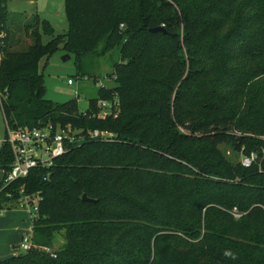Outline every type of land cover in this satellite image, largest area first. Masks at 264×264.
Returning <instances> with one entry per match:
<instances>
[{
    "label": "trees",
    "instance_id": "trees-1",
    "mask_svg": "<svg viewBox=\"0 0 264 264\" xmlns=\"http://www.w3.org/2000/svg\"><path fill=\"white\" fill-rule=\"evenodd\" d=\"M173 1L181 38L163 0H65L67 33L46 46L37 16L10 36L0 0L5 123L111 134L0 191V209L17 206L20 187L40 197L32 248L0 264H264V0ZM21 37L26 49H13ZM58 44L88 78L85 58L119 51L113 86L85 111L43 98L40 61ZM115 97L116 115L99 118L97 102ZM221 147L255 160L244 167ZM12 160L1 145L3 178Z\"/></svg>",
    "mask_w": 264,
    "mask_h": 264
},
{
    "label": "rangeland",
    "instance_id": "rangeland-1",
    "mask_svg": "<svg viewBox=\"0 0 264 264\" xmlns=\"http://www.w3.org/2000/svg\"><path fill=\"white\" fill-rule=\"evenodd\" d=\"M163 1L171 4L172 16L179 19L175 20V31L181 38L184 35V23L180 11L173 0ZM5 11V22L10 36H16L24 26L33 23L34 16L46 22L50 28L49 32L40 30L43 45L49 46L55 37L65 36L68 30L65 0H7ZM28 40L27 37H21L20 42L13 49L25 50ZM66 56H68L67 59ZM182 58L185 60L184 53ZM117 62H119L118 49L112 50L103 57L85 58L81 64V70L91 77H81L74 55L62 50L61 45L58 44L47 58L44 57L40 61V67L43 68V98L57 105L75 101L79 111H85L88 101L96 97L98 89L104 90L113 86L110 80L103 81L102 78L110 77L113 65ZM68 80H71L73 84L68 85ZM6 137L5 120L0 107V147ZM222 149L232 162L241 163L245 159L240 153L232 152L230 147ZM258 168L260 169V166ZM0 173L1 183L4 172L0 169ZM21 202L15 208L0 209V260L24 254L20 244L24 236L31 234L32 220L37 217L35 209L38 206V199L33 195L26 203L25 197L21 198ZM61 245L62 241L58 239L52 250H59Z\"/></svg>",
    "mask_w": 264,
    "mask_h": 264
},
{
    "label": "built area",
    "instance_id": "built-area-1",
    "mask_svg": "<svg viewBox=\"0 0 264 264\" xmlns=\"http://www.w3.org/2000/svg\"><path fill=\"white\" fill-rule=\"evenodd\" d=\"M120 27L122 28L123 25L121 24ZM5 36L6 33L3 30L2 24H0V48L3 47ZM99 80L101 81V79ZM102 80H110L112 82L114 81V77H103ZM67 83L68 85L73 84L71 80H68ZM97 107L100 109V113L98 114L99 118H104L110 115L115 116L118 109L116 97L112 101H98ZM5 127L7 137L2 145L7 144L10 147L13 160L10 165V170L5 174V177L1 182L0 191L7 188L10 189L11 184L16 180L26 179L32 169L38 167H50L55 158L64 155L67 151L78 146L86 139L107 140L111 137V134L100 132L98 130L89 131L86 134H83L82 131H76L70 125L54 128L51 124H45L38 128H18L15 130L5 123ZM254 160L255 155L252 154L249 158H245L241 162L242 166L249 167ZM17 192V198H13V201L11 202L14 205L22 203L21 198L23 197H25L26 203L29 197L33 196L24 194L23 187H20ZM10 193L11 192H8L7 197H12V194ZM35 196L39 202V195L35 194ZM35 211L36 213L38 212V206ZM232 215L234 218L240 217L235 210L232 212ZM20 248L22 251H28L32 248V233L22 238Z\"/></svg>",
    "mask_w": 264,
    "mask_h": 264
},
{
    "label": "water",
    "instance_id": "water-1",
    "mask_svg": "<svg viewBox=\"0 0 264 264\" xmlns=\"http://www.w3.org/2000/svg\"><path fill=\"white\" fill-rule=\"evenodd\" d=\"M150 32L152 33L164 32V29L162 27H155V28L150 29ZM65 58L67 59L68 56H66ZM82 200L87 201L88 199L85 197V195H83Z\"/></svg>",
    "mask_w": 264,
    "mask_h": 264
},
{
    "label": "crops",
    "instance_id": "crops-1",
    "mask_svg": "<svg viewBox=\"0 0 264 264\" xmlns=\"http://www.w3.org/2000/svg\"><path fill=\"white\" fill-rule=\"evenodd\" d=\"M1 174V173H0ZM31 233H32V227H31ZM4 259H6V258H4ZM4 259H1L0 261H2V260H4Z\"/></svg>",
    "mask_w": 264,
    "mask_h": 264
}]
</instances>
